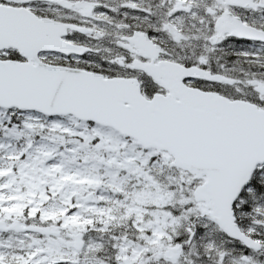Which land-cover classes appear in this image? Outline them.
I'll list each match as a JSON object with an SVG mask.
<instances>
[{
    "label": "snow or ice",
    "instance_id": "1",
    "mask_svg": "<svg viewBox=\"0 0 264 264\" xmlns=\"http://www.w3.org/2000/svg\"><path fill=\"white\" fill-rule=\"evenodd\" d=\"M0 264H264V0H0Z\"/></svg>",
    "mask_w": 264,
    "mask_h": 264
}]
</instances>
